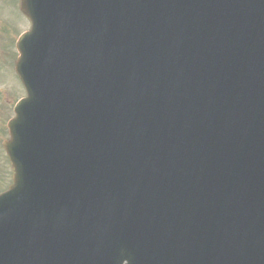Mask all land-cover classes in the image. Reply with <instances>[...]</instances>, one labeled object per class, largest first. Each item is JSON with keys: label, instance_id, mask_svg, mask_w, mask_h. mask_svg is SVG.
Returning <instances> with one entry per match:
<instances>
[{"label": "water", "instance_id": "1", "mask_svg": "<svg viewBox=\"0 0 264 264\" xmlns=\"http://www.w3.org/2000/svg\"><path fill=\"white\" fill-rule=\"evenodd\" d=\"M50 2L61 9L60 22L71 26L73 37L64 47L62 60L73 74L87 82L93 102L74 89L72 81L66 89V80L57 72L51 79L53 93L39 89L33 95L25 65L26 42L40 24L41 8H47ZM76 4L77 0L20 1V10L31 20L32 29L16 44L20 56L15 69L31 97L15 108L17 117L9 123L11 141L3 142L10 155L13 142L23 168L17 170L13 162L14 184L0 198V208H11L25 221H28L27 214L31 222L51 232L52 220L60 216L69 218V214L61 210L63 204H74L80 216L91 218L109 230L108 240L85 263L74 260V254L78 253L76 249L65 252L53 243L57 255L50 264H121L127 253L137 247L139 239H142L139 237L145 236L143 233H126L123 219L130 220V224H142L139 195L152 179L155 178L152 185L155 196L150 205L161 213V219L169 211L198 214L205 207L209 212L217 211L215 198L198 194L203 174L196 168L181 169L194 159L210 162L229 148H234L237 154L261 152L263 165L253 176L263 180L260 187L264 189V0H170L156 6L160 20L156 28L157 38L153 36L149 40L140 38L146 37L143 34H134V40H119L122 48L131 51L128 80L135 70H139L158 83L154 58L163 54L166 45L173 48L172 42L176 39L180 48L177 59L182 72L186 68L190 75L199 73L192 81L187 80V86L178 94L170 85L145 89V82L123 87L108 81L110 74L106 73L103 63L109 55L107 42L83 33L73 16ZM172 5L176 6L181 18L169 14L168 7ZM51 14L55 15L56 11L52 10ZM161 35L166 40L161 39ZM142 42L144 46L151 45L149 51L141 49ZM208 50L216 51V54L205 56ZM34 72L37 80H47L45 71L38 69ZM229 76L239 83H231L230 86L224 80ZM177 84L178 81L175 87H180ZM47 93L49 98L57 96L58 101L49 122L50 144L40 161L35 162L32 148L24 144V129L29 132L27 124L30 118L35 119L42 114L39 100L45 99ZM32 96L36 106L28 116L27 110L21 111V108ZM211 102L229 111L215 127L201 117ZM123 123L131 125L132 132L122 129ZM252 166L249 163V167ZM205 171L212 174L209 168ZM34 180L39 182V190L50 183V191L44 192L47 198L54 199V193H60L62 202L59 209L54 210V216L52 210L48 212L52 206L49 199L30 202L34 208H29L24 202V199L33 197L30 187ZM242 181L243 176L237 178L234 182L236 187ZM224 183L231 184L230 190L234 192L231 178ZM167 195H172L173 200L169 201ZM112 213L116 216L111 217ZM252 213L256 219L254 229L247 234L234 231L237 223L219 221L220 227L226 225V229L205 223L209 241L202 243L190 239L178 248L195 250L196 254L188 255L202 264H218L225 260L230 264L234 254H243L256 263L264 264L251 246H244L248 239L264 241V204L259 201ZM230 215L231 211L228 217ZM159 222L155 220L148 225L157 226ZM94 223L91 224L90 236L94 238L93 243H97L101 236L94 234ZM70 224L78 227L82 223L71 219ZM256 226L260 228L256 230ZM67 236L73 237L74 233L69 231ZM0 244L8 246L3 242ZM164 249L165 245L160 252ZM168 260L161 259L159 264H168Z\"/></svg>", "mask_w": 264, "mask_h": 264}, {"label": "rangeland", "instance_id": "2", "mask_svg": "<svg viewBox=\"0 0 264 264\" xmlns=\"http://www.w3.org/2000/svg\"><path fill=\"white\" fill-rule=\"evenodd\" d=\"M28 19L19 12V0H0V192L11 182L12 170L2 146L8 139L7 121L13 116V105L25 95L14 64L17 58L15 42L19 34L29 29Z\"/></svg>", "mask_w": 264, "mask_h": 264}]
</instances>
